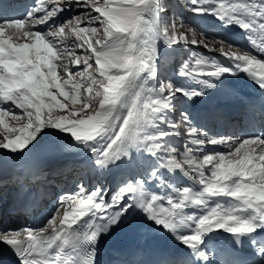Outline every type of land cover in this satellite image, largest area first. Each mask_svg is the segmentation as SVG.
<instances>
[{"label": "snow or ice", "instance_id": "obj_1", "mask_svg": "<svg viewBox=\"0 0 264 264\" xmlns=\"http://www.w3.org/2000/svg\"><path fill=\"white\" fill-rule=\"evenodd\" d=\"M185 8L239 26L264 56V0H186ZM74 10L78 14L57 23ZM8 11L0 4V150L24 155L55 130L71 137L68 146L86 153V163L101 173L117 162L146 166L110 200L101 186L87 191L78 184L59 195L40 229H0V244L10 246L20 264H99L101 237L138 212L184 247L161 264H211L205 240L217 230L233 234L237 245L256 246L264 264V133L209 135L177 104L241 72L264 91V59L226 39L202 32L196 39L191 27V37L177 33L184 21L165 18L163 0H38L26 19ZM158 42L203 47L226 63L192 53L194 65L185 61L178 76L198 87L178 86L160 77ZM182 135L181 151L172 139ZM177 170L193 186L173 187L167 177ZM152 184L159 191L149 192ZM190 208L201 211L188 214Z\"/></svg>", "mask_w": 264, "mask_h": 264}, {"label": "bare ground", "instance_id": "obj_2", "mask_svg": "<svg viewBox=\"0 0 264 264\" xmlns=\"http://www.w3.org/2000/svg\"><path fill=\"white\" fill-rule=\"evenodd\" d=\"M25 1L27 2V0H23V2ZM203 16L205 17V15ZM211 28H215L216 31H212V33L207 32L205 33L206 36H220L222 39H226L229 42H236L241 52H251L252 54L257 55L258 58L264 59V56H260V54L256 52L255 49L251 46L248 39V34L239 26L233 24L228 26L224 25V27H222L216 24H212ZM256 39L259 41L258 36L256 37ZM68 40L69 42L71 41L70 39ZM207 43L211 48L214 46L215 42L209 40L207 41ZM206 52L216 57L221 56L217 52H209L208 50H206ZM222 79L224 78L222 77ZM220 82L221 83L217 84L216 88H212L210 90V93L206 96L194 97L191 100L183 98L182 110L191 115L190 119L192 120L194 125L204 128L209 132V135H211L210 132H212V134L219 133L222 135H229V130L226 127V124L222 123L223 119L230 118L229 105H241L245 108L246 112H248L249 109L253 108V102L255 101V97L257 96V94H261L264 92L259 89L258 86L251 79H249L246 74L242 72L236 76H230V79L227 81L222 80ZM254 116L255 115L252 114L253 122ZM248 122V119L246 121H243L242 126H246ZM14 124L18 127L21 126V124L18 122H14ZM0 127L1 129H3L2 125H0ZM259 128L260 126L258 124V120H256V122L254 123V130L258 131ZM260 133H264L263 127L257 134ZM70 141L71 137H68L66 140L63 135L57 133L55 130H49V134L44 135L42 138H40L37 145H35L34 147L30 146V151H27V149H25L26 154L17 155L7 152L6 150H0V158L13 157L14 155H16V158H19V161H16L15 164H35L39 167H45L47 160H50L51 162H61L66 168L65 170H62L63 175H69L71 180L70 182L72 185H74L76 183V171L80 168V166L87 165L88 167H90V165L86 163V160L88 159L86 153L77 151L68 146V143ZM51 146H54L55 148ZM207 151L211 153L213 151V146H209ZM215 151L224 152L226 150L223 147H215ZM62 153H64L63 156H60V154ZM76 155H80L78 159L74 158ZM134 155L138 159H147V157H144L143 154L134 153ZM126 167H130L129 163L117 162L116 165L112 166L111 171L107 173H101L90 167L93 171L91 180L92 184L96 183V179H100V184L98 186H101L105 190L106 200H110L111 196L116 193L118 186L121 185L128 177H130L127 175ZM143 167L145 166L140 167L139 170H142ZM44 174L45 173H42L41 176H43ZM29 176L30 174H28L26 181H22L20 183V186H23V184H27L28 188V185L31 184V181L28 180ZM169 177L173 180V182L179 181L180 183V176L177 173L171 174L169 175ZM62 179V176L57 178L58 181H61ZM181 184L185 186H193L192 182L187 178H185L181 182ZM4 186L5 185H1L0 190L3 189ZM94 186L95 185L88 186L89 190H92ZM194 187L198 189L199 186L196 185ZM25 189L22 190V192H24ZM167 190L170 191V189ZM148 191L156 192L159 191V189H157L155 184H152L150 185V188H148ZM7 194L8 199L11 200L13 192L8 191ZM220 202L222 204L227 203V201L225 200H220ZM7 210L8 211L3 210L2 216H0L1 225H6L8 227V230H11V228H16L18 225H20L22 228L26 227L24 223L26 220L19 221V214L15 213L14 208H12L11 210L9 208ZM48 211L50 212L49 209ZM61 211H63V209H61ZM200 211V209L193 208L186 210L188 214H192L193 212L199 214ZM9 219L11 220L10 223L8 221ZM33 222V220L30 221L29 228L33 229ZM73 227L75 228L76 225H73ZM118 229L119 231L117 232L116 237L113 238L109 243H107L108 249L104 252V264H112V260L114 258H120L124 261H128V263L133 264H161L164 259L181 255L184 252L183 245L179 244V242L176 241L175 238L169 233L163 231L160 228H157L152 222L148 221L143 213L138 212L131 218V221L129 223L125 224L124 226L118 227ZM228 234L230 233L224 232L223 230H217V233H214L212 236H210V238H206L205 244L208 245V250L212 254L211 264H226L222 260L223 255L221 252L220 242ZM155 253H157V261L153 260V257L156 256ZM259 259L260 257L258 258V260Z\"/></svg>", "mask_w": 264, "mask_h": 264}, {"label": "rangeland", "instance_id": "obj_3", "mask_svg": "<svg viewBox=\"0 0 264 264\" xmlns=\"http://www.w3.org/2000/svg\"><path fill=\"white\" fill-rule=\"evenodd\" d=\"M37 2H38V0L32 1L31 3L33 5H31L30 8L32 9ZM163 2H164V6L166 8V11L164 13L165 18H168L170 20L172 17L175 16L177 18L183 19V21H184V24H183L182 27L181 26L177 27V29H176L177 33H185L187 36L191 37L192 36V32H190L188 30L189 27H191L196 32V39H200V32H201L202 27L204 25L198 26L197 23H204L205 26H207V30L206 29L203 30L204 34L207 33V32L208 33H212V31L213 32L216 31L215 28L214 29L211 28L212 24H216L218 26L224 27V24L221 21L217 20L215 16L205 15V17H204L202 15L203 16V18H202V16H200V15H195V14H193L191 12H188L186 10V8H185L186 0H163ZM72 14H78V10H74V12L71 13L70 15H72ZM67 17H68V15H62L60 18H58V22H60V20H62V19H66ZM200 18L203 19V22L200 20ZM218 37L221 38L220 36H218ZM68 39L73 40L74 37L73 36H66V40H68ZM232 42H230V43H232ZM232 44H235V45L238 46V44L236 42H233ZM158 49H159L158 65L161 67V70L163 71V74H161L162 75L161 79H165V78L171 79L178 86H185V87H188V88L198 87V85H195V83L193 81H191L190 79L180 78L178 76V73H179V71L181 69V66H182V64L185 61H189L191 64L194 65V58L190 59L192 53H196L197 56H203V57L208 58L210 60L211 59H215V61H217V62H219L221 64L222 63L223 64L226 63V61L224 60V58L222 56H219V57H222V58H218V57H216L214 55H211L210 53L206 52L205 48H203V47H195V46H192L191 44H189L186 49L183 48V47H174V48H168L167 47L166 48V46L161 42L158 45ZM81 68H82V66H81ZM208 69H210V64L209 65H205V70H208ZM75 70L76 69L73 68V71H75ZM223 78L224 79L221 78L220 81H222V80L223 81H227V80L230 79V76L229 75H225ZM220 81H216V83L218 82L217 84H219V83H221ZM211 89L212 88L206 89V94L204 96L208 95L210 93ZM53 91H56V90L53 89ZM183 98L184 97H180L179 101L177 102L178 108H180V110H182L183 101H181V100H183ZM60 99L63 100L62 97ZM16 111L19 112V110H16ZM189 117H191V115H189ZM173 118L174 119H178V114L176 116H174ZM218 118H219V116H218ZM215 119H217V118H215ZM5 122L9 123V124H11V125H13L15 127H18L17 125L14 124V122L17 123V121L6 119ZM184 139H185V137L182 135V136H180L178 138H173L172 139V143L182 151L183 150L182 149V144L184 142ZM208 153H210V152H208ZM63 154L64 153L60 154V156H63ZM84 166H80V172L78 173V176H77L79 180H78V183H76V185H74V192L77 191V185L78 184H83L87 191H91V189L89 190L88 186L95 185L94 186V188H95L96 186H98L100 184V179H96L95 180L96 183L92 184V181H91L92 178L89 177V172L90 171H88L86 168H84ZM129 166L134 167L130 163H129ZM126 168H128V167H126ZM83 170H84V172H83ZM176 173L180 176L179 177L180 178L179 179L180 183H179V181L178 182H173V180L168 176L167 178L169 179V183L173 187H175V185H176V187L178 186L179 188L185 187V185L181 184V182L186 177H184L181 173H179L178 170H177ZM76 175H77V173H76ZM179 184H181V185H179ZM1 190L3 191V189H1ZM7 193H8V189H5L4 192H0V204L1 203H2V205L5 204L4 206H7L9 201H10L8 199V194ZM4 200H7L8 202H6ZM4 211H8V210H4ZM0 216H2V213L0 214ZM24 223H25V226L26 227L28 226L27 228H29L30 225H27L26 221Z\"/></svg>", "mask_w": 264, "mask_h": 264}]
</instances>
